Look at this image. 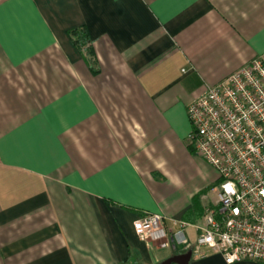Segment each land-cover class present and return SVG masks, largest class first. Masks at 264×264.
<instances>
[{"label":"crops","instance_id":"1","mask_svg":"<svg viewBox=\"0 0 264 264\" xmlns=\"http://www.w3.org/2000/svg\"><path fill=\"white\" fill-rule=\"evenodd\" d=\"M81 28L92 57L67 36ZM254 60L264 0H0V264L191 253V227L183 247L146 248L132 224L201 225L219 179L190 150L186 109Z\"/></svg>","mask_w":264,"mask_h":264},{"label":"built area","instance_id":"2","mask_svg":"<svg viewBox=\"0 0 264 264\" xmlns=\"http://www.w3.org/2000/svg\"><path fill=\"white\" fill-rule=\"evenodd\" d=\"M192 152L217 174L215 200L201 225L148 214L133 231L146 248L166 242L187 245L185 229L197 235L193 257L207 251L225 264H264V63L254 60L209 88L186 109Z\"/></svg>","mask_w":264,"mask_h":264},{"label":"trees","instance_id":"3","mask_svg":"<svg viewBox=\"0 0 264 264\" xmlns=\"http://www.w3.org/2000/svg\"><path fill=\"white\" fill-rule=\"evenodd\" d=\"M67 36L81 56L92 57L90 41L83 28L70 31L67 33ZM190 150H192L191 146Z\"/></svg>","mask_w":264,"mask_h":264},{"label":"water","instance_id":"4","mask_svg":"<svg viewBox=\"0 0 264 264\" xmlns=\"http://www.w3.org/2000/svg\"><path fill=\"white\" fill-rule=\"evenodd\" d=\"M190 258H191V253L189 252L184 256L173 257L167 260L166 262H164L163 264H188Z\"/></svg>","mask_w":264,"mask_h":264},{"label":"rangeland","instance_id":"5","mask_svg":"<svg viewBox=\"0 0 264 264\" xmlns=\"http://www.w3.org/2000/svg\"><path fill=\"white\" fill-rule=\"evenodd\" d=\"M196 158H198V157L196 156ZM190 176L193 179L192 183H193L194 187H196V186L198 187L199 185H201L202 176H201L200 168L198 165L196 166V168L194 170L191 171ZM193 245H194V243H192V247H193Z\"/></svg>","mask_w":264,"mask_h":264}]
</instances>
